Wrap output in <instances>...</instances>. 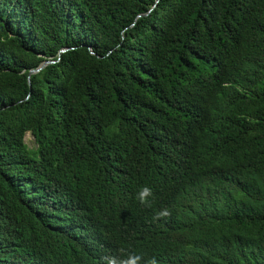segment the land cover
Returning a JSON list of instances; mask_svg holds the SVG:
<instances>
[{
	"label": "trees",
	"instance_id": "16d2710c",
	"mask_svg": "<svg viewBox=\"0 0 264 264\" xmlns=\"http://www.w3.org/2000/svg\"><path fill=\"white\" fill-rule=\"evenodd\" d=\"M122 252L264 264V0H0V264Z\"/></svg>",
	"mask_w": 264,
	"mask_h": 264
},
{
	"label": "clouds",
	"instance_id": "9594fccd",
	"mask_svg": "<svg viewBox=\"0 0 264 264\" xmlns=\"http://www.w3.org/2000/svg\"><path fill=\"white\" fill-rule=\"evenodd\" d=\"M151 194V189L144 187L138 194V199L140 203L146 207H151V202L147 199V197ZM164 215H168V213H164ZM126 257V258H123ZM104 260V264H141L144 260L143 256L135 255L133 253H124L122 252L121 257H106L102 258ZM144 264H160V261L155 257H151L148 260L144 261Z\"/></svg>",
	"mask_w": 264,
	"mask_h": 264
},
{
	"label": "rangeland",
	"instance_id": "374dc122",
	"mask_svg": "<svg viewBox=\"0 0 264 264\" xmlns=\"http://www.w3.org/2000/svg\"><path fill=\"white\" fill-rule=\"evenodd\" d=\"M25 141L30 148L36 147L35 139L31 133L26 134Z\"/></svg>",
	"mask_w": 264,
	"mask_h": 264
},
{
	"label": "water",
	"instance_id": "95a60500",
	"mask_svg": "<svg viewBox=\"0 0 264 264\" xmlns=\"http://www.w3.org/2000/svg\"><path fill=\"white\" fill-rule=\"evenodd\" d=\"M62 52H63V51H62ZM51 63H54V62L47 61V62L43 63V65H42L40 68H38L37 70L32 71L31 73H37V72H40V71H41L42 69H44L48 64H51Z\"/></svg>",
	"mask_w": 264,
	"mask_h": 264
}]
</instances>
